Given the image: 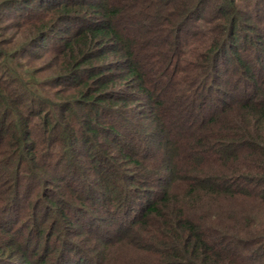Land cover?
Returning <instances> with one entry per match:
<instances>
[{
	"label": "trees",
	"instance_id": "trees-1",
	"mask_svg": "<svg viewBox=\"0 0 264 264\" xmlns=\"http://www.w3.org/2000/svg\"><path fill=\"white\" fill-rule=\"evenodd\" d=\"M238 197L264 0H0V264H264Z\"/></svg>",
	"mask_w": 264,
	"mask_h": 264
},
{
	"label": "rangeland",
	"instance_id": "rangeland-1",
	"mask_svg": "<svg viewBox=\"0 0 264 264\" xmlns=\"http://www.w3.org/2000/svg\"><path fill=\"white\" fill-rule=\"evenodd\" d=\"M245 201L246 200L242 199L241 197H238V198L233 199V201H231L230 204H231L232 207L233 206L234 207L237 206V208H238V206H239V208H240V206H241V207H245V208H247L249 210H252L253 211L252 213L256 214L258 216L257 217L258 219H256L257 222L259 220L260 221H264V205L258 204V203L254 202V201L253 202H249V203H247ZM123 253L125 255H127V256L131 255V257L133 258V254L131 252H130V254L125 253V252H123ZM134 257H136V256H134Z\"/></svg>",
	"mask_w": 264,
	"mask_h": 264
}]
</instances>
